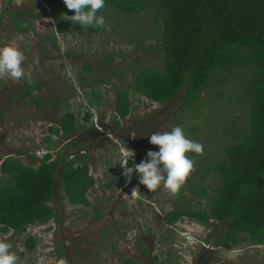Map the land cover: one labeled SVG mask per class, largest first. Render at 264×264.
<instances>
[{"label":"rangeland","instance_id":"rangeland-1","mask_svg":"<svg viewBox=\"0 0 264 264\" xmlns=\"http://www.w3.org/2000/svg\"><path fill=\"white\" fill-rule=\"evenodd\" d=\"M64 5L63 0H0V47L12 42L18 45L25 55L22 67L26 73L17 82L0 79V160L19 154L24 163L36 159L33 164L37 165L47 127L57 123L67 104L83 129L70 136L73 139L70 146H66L69 140L66 137L52 136L57 140V148L51 160L56 158L57 151L67 154L68 161L88 153L90 174L98 182L87 194L90 207L66 206L54 194L61 210V222L51 221L31 228L30 233L39 239L33 252L22 254L25 252L22 236L0 235V241L12 245L10 251L19 257L18 264H57L60 256L63 264H123L125 255L133 253L138 258L136 264H193L200 254L202 264H264V246L233 251L217 248L225 234L226 222L217 223L209 218L211 225H204L182 217L172 226L163 223L165 214L176 206L175 202L179 206L194 207L201 201L202 208L206 207L207 198L200 196L201 189L195 186L199 182L196 169L189 175L191 181H186L181 188L184 198H179L171 196L162 186L150 192L139 184L138 176L132 177L131 185H134L127 186L123 169L116 164L120 151L115 145L117 141L135 152L134 162L136 157H142V161L149 147L159 151L158 146L150 143L152 134L180 126L186 138L203 146L202 154L186 155L192 153L196 167L206 178L200 184L207 186L210 193L218 180L213 173L206 174L203 165L214 166L227 158L226 144L232 140L227 134L230 124L234 121L240 124V115L245 118L247 99L240 90L249 70L222 73L226 84L218 85L219 79L214 80L186 114L182 112L183 125L174 116L181 105L177 97L160 105L130 94L129 115L124 120L117 117L119 125L113 126L116 91L129 89L127 84L133 83V73L163 63V52L157 48L162 27L159 10L150 7L130 14L111 4L97 14L104 18L110 30L100 28L99 32L90 33L81 25L70 23L65 32L53 33L58 20L54 16H39V10L42 7L49 11L61 10ZM15 16L20 17L19 24L26 31L16 30ZM79 72L86 81L110 77L109 82L93 86L94 94L101 93L100 105L91 108L92 118L88 121L82 120L87 100L97 102L99 97L93 93L84 95L91 88H82L84 83L80 85ZM23 91L27 93L21 94ZM191 127L194 130L190 133ZM107 182H111L109 187ZM136 187L139 191L132 195ZM98 212L101 216L94 218ZM139 233L142 237L137 236ZM185 237L190 241L185 243ZM193 237L204 241L206 252L201 245H195ZM106 238L108 241L104 242ZM57 246L60 251L54 252ZM211 247L214 250L208 251Z\"/></svg>","mask_w":264,"mask_h":264},{"label":"trees","instance_id":"trees-1","mask_svg":"<svg viewBox=\"0 0 264 264\" xmlns=\"http://www.w3.org/2000/svg\"><path fill=\"white\" fill-rule=\"evenodd\" d=\"M111 4L130 14L157 7L162 27L157 39L160 47H155L164 56L161 66L133 73V83L127 84L129 89L116 91V114L111 118L113 126L119 125L117 117L124 120L129 115L130 94L160 105L177 97L181 105L174 116L179 117L178 122L183 125L182 112L201 98L214 80L219 79L218 85L226 84L222 73L228 75L240 73L244 68L249 70V75L244 73L247 77L240 90L247 99L245 118L240 115V124L238 121L230 124L227 134L232 140L226 144L227 158L214 166L203 165L206 174L213 173L218 180L210 193H207V186L200 184L206 178L197 164L194 165L199 180L195 186L201 189L200 196L207 198L206 207L202 208L201 201L194 207L179 206L175 202L176 206L165 214L163 223L172 226L187 217L211 225L210 218L213 222H226L218 249L233 251L264 246V0H105V6L97 14ZM38 14L54 16L58 23L53 33H63L71 21L61 19V15H74V12L64 5L55 11L42 7ZM20 21V17L15 16L14 26L18 32H24L26 28L19 24ZM82 28L90 33L100 30L93 26ZM85 69L89 70V66ZM78 77L80 85L84 83L83 89L91 88V92H84L85 96L93 93L99 97L97 102L87 100L82 120L88 121L92 118L91 108L100 105L101 93L94 94L93 86L109 82L110 77L97 79V82L86 81L80 72ZM24 93L27 91L21 92ZM34 102L39 104L37 100ZM82 129L76 115L65 104L57 123L47 127L44 147L40 151L43 153L37 165L33 164L36 159L31 157L29 163H24L19 154L0 160V235L22 236L25 248L22 254L33 252L39 241L30 233L33 226L61 222V210L55 203L54 194L58 202L66 206H91L87 194L95 186V179L90 175L88 153L68 161L67 154L57 151L56 158L51 160L53 150L57 148V140L52 136L66 137L69 139L66 146H70L73 143L70 136ZM193 130L191 127L190 133ZM192 153L187 156L194 160ZM110 184L107 182L106 187ZM175 197L184 198L183 191L180 189ZM100 216L98 212L94 218ZM53 251L59 252L60 248L54 247ZM59 259L57 264H63L61 256ZM156 259L154 256L153 260ZM136 262L138 258L131 255L123 258V264Z\"/></svg>","mask_w":264,"mask_h":264},{"label":"clouds","instance_id":"clouds-1","mask_svg":"<svg viewBox=\"0 0 264 264\" xmlns=\"http://www.w3.org/2000/svg\"><path fill=\"white\" fill-rule=\"evenodd\" d=\"M63 3L69 11L74 12V15L62 14L61 19L82 27L93 26L110 30L107 28L104 18L97 16V12L105 6V0H63ZM24 61V53L14 42L0 47V79H9L13 82L24 79L26 75L25 69L22 67ZM117 143V145L114 144L120 148V151L116 164H119L123 169L122 175L126 178L127 186L134 185H131L132 177L138 176L139 184L146 186L150 192H155L162 186L173 197L178 194L194 170L195 161L189 159L186 154L189 152L202 154L203 152L202 144L186 138L180 126L172 128L171 131L152 134L150 143L158 146L159 151L149 147L146 159L142 161V157H136L134 162L135 152L123 146L121 141H117ZM94 179L96 184L98 180ZM137 191H139L138 187L133 188L132 195ZM191 239L194 240L195 245L206 248L204 241L199 237ZM189 241V238H184L185 243ZM11 248L10 243L0 241V264H18L19 257L10 251Z\"/></svg>","mask_w":264,"mask_h":264},{"label":"flooded vegetation","instance_id":"flooded-vegetation-1","mask_svg":"<svg viewBox=\"0 0 264 264\" xmlns=\"http://www.w3.org/2000/svg\"><path fill=\"white\" fill-rule=\"evenodd\" d=\"M104 135H105V137H107V138H109L110 137V135L108 134V133H104ZM113 143H115V142H113ZM118 143L116 142V145H117ZM142 235L143 234H138L137 236H139V237H142ZM136 236V237H137ZM137 240V239H136ZM137 241H139V240H137ZM140 245V244H139ZM203 249V252H206V249L203 247L202 248ZM214 250V248H212L211 247V249H208V251H213ZM202 253V252H201ZM201 255L202 254H200L199 256H197L195 259H194V261H193V264H202V263H200V257H201ZM131 256H134V257H136V253H133ZM204 264H208L207 262L206 263H204Z\"/></svg>","mask_w":264,"mask_h":264},{"label":"built area","instance_id":"built-area-1","mask_svg":"<svg viewBox=\"0 0 264 264\" xmlns=\"http://www.w3.org/2000/svg\"><path fill=\"white\" fill-rule=\"evenodd\" d=\"M41 153H43V152H41Z\"/></svg>","mask_w":264,"mask_h":264}]
</instances>
